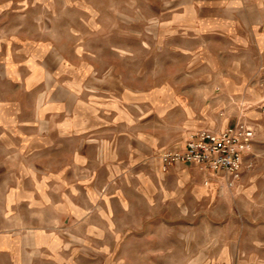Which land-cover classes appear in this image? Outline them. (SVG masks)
Returning a JSON list of instances; mask_svg holds the SVG:
<instances>
[{
    "label": "rangeland",
    "instance_id": "374dc122",
    "mask_svg": "<svg viewBox=\"0 0 264 264\" xmlns=\"http://www.w3.org/2000/svg\"><path fill=\"white\" fill-rule=\"evenodd\" d=\"M238 119L235 186L161 170ZM0 264H264V0H0Z\"/></svg>",
    "mask_w": 264,
    "mask_h": 264
},
{
    "label": "built area",
    "instance_id": "2783aa9c",
    "mask_svg": "<svg viewBox=\"0 0 264 264\" xmlns=\"http://www.w3.org/2000/svg\"><path fill=\"white\" fill-rule=\"evenodd\" d=\"M254 140V128L241 119L220 130L203 127L189 135L184 147L164 150L160 167L167 171L178 163L194 164L233 187L242 178Z\"/></svg>",
    "mask_w": 264,
    "mask_h": 264
},
{
    "label": "crops",
    "instance_id": "0c3cea01",
    "mask_svg": "<svg viewBox=\"0 0 264 264\" xmlns=\"http://www.w3.org/2000/svg\"><path fill=\"white\" fill-rule=\"evenodd\" d=\"M82 122H83V120H82V116L80 114V115H78V124H77L78 125V132H85L87 130L86 126H83V128H82ZM133 138L134 137H131L130 135L128 137V139H133ZM184 145H185V143H184ZM131 155H133V153H131Z\"/></svg>",
    "mask_w": 264,
    "mask_h": 264
}]
</instances>
